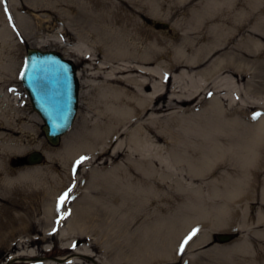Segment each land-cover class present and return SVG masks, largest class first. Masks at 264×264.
Listing matches in <instances>:
<instances>
[{"label":"rangeland","instance_id":"374dc122","mask_svg":"<svg viewBox=\"0 0 264 264\" xmlns=\"http://www.w3.org/2000/svg\"><path fill=\"white\" fill-rule=\"evenodd\" d=\"M211 1L0 0V97L8 95L4 108L15 124L13 130L0 125V132L30 145L9 156L8 169L37 167L43 177L37 185L15 183L0 198L10 208L0 216L7 220L0 225V264H264V143L256 165H243L240 153L264 117V0H221L220 11ZM15 6L24 7L27 23L15 16ZM93 22L106 27L105 39ZM144 24L148 35L137 29ZM35 47L72 58L81 74L66 140L81 129L85 113L90 127L102 119L93 110L94 102L102 105L101 85L123 86L109 77L145 80L144 71L154 73L147 93L166 95L139 122L119 116L113 138L119 150L115 142L107 153L67 154L63 140L54 146L47 139L21 80L27 50ZM131 65L140 70L124 71ZM187 93L196 99H176ZM136 132L155 155L132 147ZM42 141L56 151L52 157L40 149ZM219 146L232 150L221 153ZM33 151L44 154L41 163L27 162ZM161 158L172 164L169 182L143 183L142 161ZM188 160L198 162L196 178ZM82 215L86 224L77 222ZM223 232L234 239L221 243Z\"/></svg>","mask_w":264,"mask_h":264},{"label":"bare ground","instance_id":"6f19581e","mask_svg":"<svg viewBox=\"0 0 264 264\" xmlns=\"http://www.w3.org/2000/svg\"><path fill=\"white\" fill-rule=\"evenodd\" d=\"M222 2L221 0H214L211 1L212 5L211 8L215 11L222 10ZM30 5H35L34 2L28 1ZM16 14L15 16L19 17V20H22L23 22L27 23V18L20 14L21 10H24V7H21L18 9L17 6L14 7ZM2 13V12H1ZM5 16L4 14H2ZM0 14V20L3 18ZM129 16L130 14L127 13ZM215 19L219 20L218 18L213 17V21L215 23ZM40 21V19H39ZM41 22V21H40ZM29 23V22H28ZM41 24V23H40ZM101 22H93L91 29L97 34L99 40L105 39L104 29L106 27L101 26ZM131 26H133L132 23H130ZM142 27H138V31L142 32L146 35L150 34V30L146 24H144ZM126 28V27H125ZM127 33H131L130 29H126ZM78 34H81L80 32H77ZM5 38H2L3 42L5 43ZM7 44V43H5ZM137 49V46H134ZM36 48V47H35ZM132 51V47L130 48ZM72 59V58H70ZM76 60V59H75ZM1 65V62H0ZM4 68H6V65H4ZM139 68L136 66H128L124 68V71H135ZM140 70V69H139ZM6 73V72H5ZM145 74V80L138 79L136 77H128L119 79L116 77H109L108 79L112 82H118L119 84H122L123 86L114 85L111 83L103 84L100 87L101 91V102L102 105L98 106L96 102L93 103V110L94 113L97 115H100L102 119L96 120L93 124V126H89L88 123L85 121L87 119L86 113L83 115L82 119V125L81 129L80 126L78 129H76L75 132L71 133L70 136L66 140V136L63 138V151H65L67 154H73L74 151L79 150L80 148L94 152L96 149H99L103 152H108V150L114 145L116 142L115 138L117 135H119V126H120V117L123 115L125 118L126 115L132 117L133 119L137 118L135 121L139 122L138 120L141 118V114H143L146 110L152 109L150 105L153 104V106L156 105V101L165 97L166 92H159L156 95H149L147 93V90L152 87L151 79L156 77V74L150 73L147 71H144ZM79 79L81 78L80 72H78ZM81 81V79H80ZM197 93H187L183 97L176 98L180 103H188L192 102L196 99ZM8 95L3 93L0 97V125L3 127H6L8 129L13 130L15 128V124L13 123V113L10 110H6L4 107L8 104ZM155 102V103H154ZM164 107L166 105H163ZM39 114V113H38ZM41 117V116H40ZM138 124V123H137ZM137 129H143L142 124L136 125ZM83 129H86L88 131L87 134H83ZM251 140L248 141L249 143H245V146L242 145V159L244 158L245 161L248 163H245L243 165L250 164L256 165V162L254 159L257 160L261 156V145L264 143V117H261V119L257 122V126L255 129L251 131V136L249 137ZM110 139V142H108ZM114 141V142H113ZM82 144L80 147H76L77 144ZM131 144L132 147L136 148L139 153L142 154H154L153 149L148 146H146L141 139V136L138 135L136 132L135 134H132L131 137ZM0 171L4 172L3 176H0V198L5 199V196H7V193L10 192L12 186H14L15 183H17L19 186H24L25 184H32L37 185L43 181V177H38L39 170L36 168H25L22 170L17 171L15 174L9 172L8 169V158L12 153H20L24 152V150L30 145L24 146L18 138H14L12 134L0 132ZM40 149L43 151L45 155L48 157H52L53 154H55V150L51 149L47 142L42 141L40 142ZM121 143L117 142L115 143L114 150H119L121 148ZM221 153H225L226 151H231L232 149H228V146L226 147H218ZM228 149V150H227ZM235 152H239L238 149H233ZM79 152V151H78ZM71 154V155H72ZM75 155V154H73ZM182 163V160H177ZM170 165H172L170 162H168L165 158H161L160 161L154 162L150 161L149 159H144L141 163V169L139 172L143 175V183L145 184H167L169 182V179H171L170 175L172 174ZM188 166V174L191 175V178H196L195 173L197 172V165L198 162L195 161H187ZM253 165V166H254ZM118 167V166H117ZM190 168V170H189ZM257 170V173H260L259 167L256 166L255 168ZM131 180L133 179V176L130 177ZM129 178V179H130ZM180 180L182 177H179ZM184 178V177H183ZM176 179V178H173ZM182 182V181H181ZM147 191H145V194ZM240 193V192H239ZM6 211H10V208L7 207L4 203H0V216L6 214ZM84 215H82L80 218H77V222L81 224L84 222V224L87 223V220L84 219ZM7 220L5 218H0V225L6 224ZM72 226H70V230L73 228V223H71ZM70 224V225H71ZM7 226V225H6ZM69 230V231H70ZM0 233L1 230H0ZM24 240H20L19 245H23Z\"/></svg>","mask_w":264,"mask_h":264},{"label":"water","instance_id":"95a60500","mask_svg":"<svg viewBox=\"0 0 264 264\" xmlns=\"http://www.w3.org/2000/svg\"><path fill=\"white\" fill-rule=\"evenodd\" d=\"M21 80L33 108L44 121L43 130L47 139L54 146L61 145L78 113L80 79L74 60L56 50L29 48ZM43 160L44 154L40 151H33L27 156L30 165ZM217 238L226 243L232 241L234 235L223 232Z\"/></svg>","mask_w":264,"mask_h":264},{"label":"snow or ice","instance_id":"6c2138e0","mask_svg":"<svg viewBox=\"0 0 264 264\" xmlns=\"http://www.w3.org/2000/svg\"><path fill=\"white\" fill-rule=\"evenodd\" d=\"M84 159H87V157H82L80 161H77V163H82ZM71 189L68 190V192H65L60 198H59V201H58V208L59 206H62L65 202H66V199L70 193ZM196 234V231L194 230L186 239L185 241L183 242V244L181 245V251H183V246L184 244H186L188 242V240H191L192 236H194Z\"/></svg>","mask_w":264,"mask_h":264}]
</instances>
